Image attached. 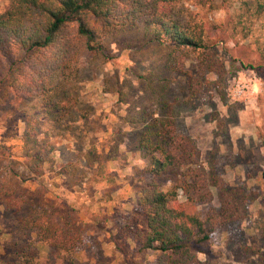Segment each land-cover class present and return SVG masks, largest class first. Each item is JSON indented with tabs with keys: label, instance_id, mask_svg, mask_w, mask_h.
Returning <instances> with one entry per match:
<instances>
[{
	"label": "rangeland",
	"instance_id": "1",
	"mask_svg": "<svg viewBox=\"0 0 264 264\" xmlns=\"http://www.w3.org/2000/svg\"><path fill=\"white\" fill-rule=\"evenodd\" d=\"M9 3L0 0V14ZM256 4L172 0L170 18L202 30L201 46L188 53L154 39L139 19L103 36L104 53L52 72L48 96L14 93L3 81L0 178L22 188L28 203L63 204L60 223L81 235L69 253L55 251L15 228L26 203L5 208L0 199L1 258L30 242L40 264H154L156 251L119 229L145 227L139 186L195 182L207 200L189 202L179 188L177 200L202 217L224 198L207 184L212 175L238 207L231 221L217 224L206 253H197L200 264H264V7ZM163 118L188 151L179 167L152 177L141 173L148 154L138 139Z\"/></svg>",
	"mask_w": 264,
	"mask_h": 264
},
{
	"label": "trees",
	"instance_id": "2",
	"mask_svg": "<svg viewBox=\"0 0 264 264\" xmlns=\"http://www.w3.org/2000/svg\"><path fill=\"white\" fill-rule=\"evenodd\" d=\"M197 1L201 4L212 2ZM171 2L10 0L8 8L0 14V84L6 80L14 93L48 96L53 89L48 83L52 72L64 71L81 56L104 53L103 36L139 19L143 20L154 39L166 42L172 49L181 48L189 52L200 47L201 28L188 30L171 19ZM256 5L261 9L264 0H257ZM52 103L59 110L58 102ZM152 135L156 136L155 141L150 140ZM174 139V126L169 118L145 126L138 146L148 154V161L141 173L158 176L185 161L188 150L176 144ZM35 160L41 162L43 159L36 153ZM209 176L207 184L215 186L224 197L218 210H210L201 217L198 212H190L178 202V188L189 202L207 200L208 194L201 192L202 186L195 182L183 181L168 190H161L154 180H149L139 186L136 197L145 227L134 229L124 224L119 226L120 233L138 239L143 248L156 251L154 264H200L197 253H206L203 246L209 243L217 224L231 221L238 207L227 198L221 182ZM22 190L5 177L0 178L3 206L12 209H19L25 203L27 206L25 214L16 217L15 228L23 232L33 231L39 241L55 251H72L80 239L81 230L60 223L64 205L58 203L56 207L52 205L53 201L43 197L36 203H28L27 193ZM29 243L14 245L8 259L0 256V264H40L36 250Z\"/></svg>",
	"mask_w": 264,
	"mask_h": 264
}]
</instances>
